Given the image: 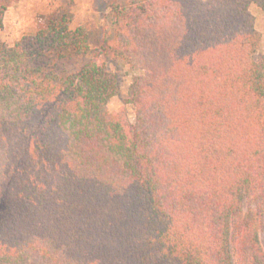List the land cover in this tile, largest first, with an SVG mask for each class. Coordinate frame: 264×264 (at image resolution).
Returning <instances> with one entry per match:
<instances>
[{
  "label": "trees",
  "instance_id": "1",
  "mask_svg": "<svg viewBox=\"0 0 264 264\" xmlns=\"http://www.w3.org/2000/svg\"><path fill=\"white\" fill-rule=\"evenodd\" d=\"M252 2L112 0L93 48L67 17L0 40V264H264ZM106 61L135 72L115 111Z\"/></svg>",
  "mask_w": 264,
  "mask_h": 264
},
{
  "label": "rangeland",
  "instance_id": "2",
  "mask_svg": "<svg viewBox=\"0 0 264 264\" xmlns=\"http://www.w3.org/2000/svg\"><path fill=\"white\" fill-rule=\"evenodd\" d=\"M0 0V5L5 3V9L0 23V40L9 45L14 44L23 35L34 34L37 30L44 28L49 20L67 17L71 28L83 26L88 35L89 43L93 48L100 34L113 29V18L110 16V6L112 0ZM135 4L138 0H120ZM249 11L255 18V28L261 32V43L254 54L259 58L264 51V10L255 3L249 5ZM255 13V14H254ZM89 59L86 56L83 61ZM121 61H106L107 67L118 75L121 92L114 96L109 104L112 111L122 106L124 97L127 95L128 87L131 83L132 75ZM142 73L140 70H138ZM138 73V72H137ZM129 118L134 122V108L127 105ZM244 209L253 210L252 202L245 201ZM261 244L264 248V228L259 233Z\"/></svg>",
  "mask_w": 264,
  "mask_h": 264
},
{
  "label": "crops",
  "instance_id": "3",
  "mask_svg": "<svg viewBox=\"0 0 264 264\" xmlns=\"http://www.w3.org/2000/svg\"><path fill=\"white\" fill-rule=\"evenodd\" d=\"M255 14V13H254Z\"/></svg>",
  "mask_w": 264,
  "mask_h": 264
}]
</instances>
